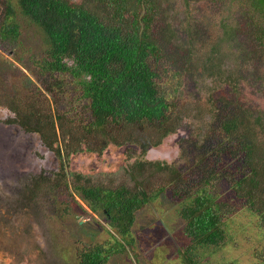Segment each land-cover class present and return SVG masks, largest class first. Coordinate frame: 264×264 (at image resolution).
Here are the masks:
<instances>
[{
	"label": "rangeland",
	"instance_id": "1",
	"mask_svg": "<svg viewBox=\"0 0 264 264\" xmlns=\"http://www.w3.org/2000/svg\"><path fill=\"white\" fill-rule=\"evenodd\" d=\"M156 1L150 32L159 54L150 63L158 73L162 91L175 106L171 122L177 121L179 126L158 147L149 148L146 157L175 165L189 182L183 188L194 193L198 161L207 157L210 164L217 156L215 149L225 141L219 125L220 109L230 103L235 105H232L234 113L248 109L264 114V48L253 39L254 22L258 18L252 19L240 0ZM4 3L5 0H0V23ZM34 33L27 35L31 36L29 43L32 42L34 54L39 58L43 47L32 36ZM211 58L214 60L209 62ZM214 62L238 81L235 89L223 82L220 70V73L208 70ZM58 78L64 79L61 91L51 87L52 77L40 74L27 57L18 62L14 55L0 49V264H73L76 253L86 246H111V237L121 241L101 216L86 209L79 197L76 200L82 208L70 203L71 213L66 218L55 212L61 199L51 200L50 189L45 187L24 208L15 201L25 179L57 168L54 156L41 145L38 135L24 133L12 122L16 120L12 110L15 104L19 110L26 104H34L41 115H49L55 123L60 122L64 133L69 128L76 137H81L85 126L92 121L88 101L80 97L66 76ZM229 109L226 108V117L230 115ZM176 114L180 115L179 120ZM57 115L62 118L57 120ZM143 129L145 140L149 133L155 132L147 127ZM157 136L156 132L154 137ZM96 143L91 138L88 146ZM138 153L136 146L109 145L100 155L87 151L71 155L68 167L70 172L86 175L92 184L106 187L124 184L131 188L134 181L125 165L132 160L129 156ZM228 162L229 167L234 162L231 155ZM217 169L211 170L220 173ZM162 174L140 173L139 182L151 180L149 194L166 185L167 194L138 213L131 230L135 239L133 250L112 254L109 264H181L176 249L186 241L176 214L178 206L171 199L169 176ZM213 185L209 192L225 195L228 240L208 258V263L264 264V236L259 217L247 206L233 203L228 196L227 179H217ZM59 186L56 193L63 188Z\"/></svg>",
	"mask_w": 264,
	"mask_h": 264
},
{
	"label": "trees",
	"instance_id": "2",
	"mask_svg": "<svg viewBox=\"0 0 264 264\" xmlns=\"http://www.w3.org/2000/svg\"><path fill=\"white\" fill-rule=\"evenodd\" d=\"M240 1L252 19L258 18L254 22L253 39L264 48V0ZM156 2L87 0L77 4L71 0H5L3 5L0 49L14 55L18 62L27 57L40 74L52 77L51 87L59 91L63 89L64 79L58 77L66 76L80 97L89 103L92 121L85 126L86 133L82 131L81 137L74 136L69 128L64 133L60 122L41 115L32 103L21 110L16 104V108H12L16 115L12 122L24 133L37 134L41 145L57 162L54 171L41 172L24 180L15 195L20 207L35 201L45 187L50 189L51 200L61 199L55 212L60 218H66L71 213L70 203L82 208L76 200L79 197L91 214L101 216L121 237V241L111 237V246L84 247L76 253L73 264H109L112 254L133 250L135 239L131 230L138 213L167 194V185L149 194L151 180L138 181L142 171L169 176L171 199L178 206L176 214L186 241L176 249L181 264H209L208 258L227 243L225 195L209 192L217 179L228 180V196L235 205L240 203L241 207L247 206L257 214L264 236V114L248 109L234 113V104L230 103L220 109L219 125L225 141L215 149L218 157L210 164L207 157L198 161L194 193L183 188L189 182L175 165L150 161L146 157L149 148L158 147L162 140L175 134L179 126L177 121L171 122L175 106L162 91L158 73L150 63L158 59L159 54L150 32ZM32 31L35 32L32 36H36L43 47L39 58L34 54L32 42L29 43L32 39L27 33ZM212 60L214 58L209 62ZM208 70L221 71L223 82L232 89L237 86L238 81L221 65L214 62L209 64ZM226 108H230L228 117ZM179 116L176 114L178 120ZM146 127L155 132L149 133L145 140L141 133ZM156 132L158 136L154 137ZM91 138L97 143L89 147ZM109 145L139 148L138 155L129 156L132 160L125 165L134 181L133 187L92 184L86 175L69 171L71 155L83 151L100 155ZM230 155L234 162L229 167ZM163 181L167 184L166 179ZM60 184L63 188L56 193Z\"/></svg>",
	"mask_w": 264,
	"mask_h": 264
}]
</instances>
